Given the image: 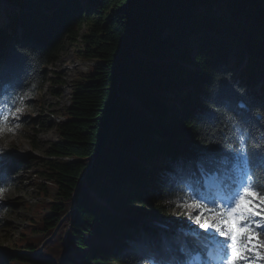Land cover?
I'll return each instance as SVG.
<instances>
[{
	"label": "trees",
	"instance_id": "obj_1",
	"mask_svg": "<svg viewBox=\"0 0 264 264\" xmlns=\"http://www.w3.org/2000/svg\"><path fill=\"white\" fill-rule=\"evenodd\" d=\"M8 1L17 9L0 21V98L23 95L12 106L19 112L86 22L79 56L98 63L76 84L58 127L61 140L47 150L44 173L57 194L48 182L41 185L33 222L16 242L42 249L1 255L0 263L205 258L210 234L187 219L197 234L169 227V211L182 187L206 189L204 175L216 174L220 186L238 176L223 147L235 141L237 126L254 170L264 163V150L252 147L264 145V0ZM234 45L240 48L235 59ZM260 74L262 84L254 88ZM32 164L1 158L0 187L12 186L20 166ZM136 205L158 222L129 216Z\"/></svg>",
	"mask_w": 264,
	"mask_h": 264
},
{
	"label": "rangeland",
	"instance_id": "obj_2",
	"mask_svg": "<svg viewBox=\"0 0 264 264\" xmlns=\"http://www.w3.org/2000/svg\"><path fill=\"white\" fill-rule=\"evenodd\" d=\"M82 3L85 5L87 2L82 0ZM15 6L16 4L8 0H0V21L4 20L1 19L3 18L2 15H5L8 10L2 11L6 7L13 8ZM88 29L89 25L86 22L80 30L78 42L66 43L59 59L48 65L47 80L37 90L32 104L25 106L16 115L18 118L15 119L14 125L5 124L3 131H0V157L5 158L7 155H13V157L22 160H33L30 167L26 168L27 166L23 165L17 173L14 184L10 187H4L6 190L0 196V247L8 249L7 253H1L2 256L10 253L11 250L22 253L33 250L25 245H16L17 239L24 229L33 222L35 207L42 200L41 185L48 182L51 193L53 195L57 194L56 186L48 181L44 173V171L47 172L45 160L48 158L47 150L50 145L61 140L58 127L66 119L65 111L71 103L76 84L86 81L91 67L98 63L79 56L78 50L82 46V36ZM239 52V46L234 45L230 53L235 59ZM246 64V59L242 60L240 66L234 64L235 72L242 71ZM259 81L261 82V74L254 88L260 86ZM184 145L183 148L187 150ZM51 158L57 159L55 156H51ZM206 181L214 185L217 184V180L213 177H208ZM100 201L105 202L104 198H101ZM138 207V205L133 207L128 215L158 222L157 218H152L149 215L148 209L139 207L143 209L140 210L137 209ZM190 211V207L180 208L176 206L172 208L169 212L173 219L168 221L167 224L176 229H185V219L194 223L185 215L186 212ZM208 219L212 221L213 217L210 216ZM186 230L194 231L187 227ZM85 253L86 250L82 249V254ZM197 262L200 263L201 259L199 258ZM252 262L254 264H264V260L259 258ZM14 264L19 263L15 262ZM210 264H213V261Z\"/></svg>",
	"mask_w": 264,
	"mask_h": 264
},
{
	"label": "snow or ice",
	"instance_id": "obj_3",
	"mask_svg": "<svg viewBox=\"0 0 264 264\" xmlns=\"http://www.w3.org/2000/svg\"><path fill=\"white\" fill-rule=\"evenodd\" d=\"M23 100V95L0 98V131L18 118L15 113L19 107L12 106ZM223 147L233 155V168L238 176L208 195L182 187L173 203L180 208L190 207L191 211L185 213L188 219L215 240L214 254L209 255L213 264H252L256 258L264 260V163L256 165L254 170L253 153L239 126L235 141L224 143ZM252 147L264 150V145ZM5 190L0 187V196ZM210 216L212 221L208 219ZM217 236L223 239L216 240ZM198 259L194 257L185 264Z\"/></svg>",
	"mask_w": 264,
	"mask_h": 264
},
{
	"label": "bare ground",
	"instance_id": "obj_4",
	"mask_svg": "<svg viewBox=\"0 0 264 264\" xmlns=\"http://www.w3.org/2000/svg\"><path fill=\"white\" fill-rule=\"evenodd\" d=\"M7 15V12L5 13V16ZM27 150V149H26ZM26 150H25V152H26ZM0 255H1V253H0Z\"/></svg>",
	"mask_w": 264,
	"mask_h": 264
}]
</instances>
